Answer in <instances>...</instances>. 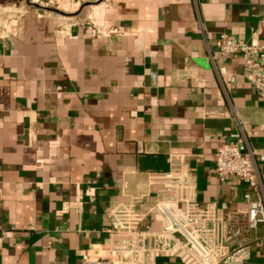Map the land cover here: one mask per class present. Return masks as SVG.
I'll return each mask as SVG.
<instances>
[{"label":"crops","instance_id":"crops-1","mask_svg":"<svg viewBox=\"0 0 264 264\" xmlns=\"http://www.w3.org/2000/svg\"><path fill=\"white\" fill-rule=\"evenodd\" d=\"M52 1L0 0V264L103 255L110 206L174 162L200 205L244 210L213 156L234 117L264 154V97L234 56L217 59L226 98L206 47L217 56L222 32L264 44V0ZM252 251L245 264H264V240Z\"/></svg>","mask_w":264,"mask_h":264},{"label":"built area","instance_id":"built-area-1","mask_svg":"<svg viewBox=\"0 0 264 264\" xmlns=\"http://www.w3.org/2000/svg\"><path fill=\"white\" fill-rule=\"evenodd\" d=\"M217 56L207 46L209 60L226 96L228 74L217 59H242L241 76L264 97V44L247 43L220 33ZM232 139H218L214 152L215 172L220 182L236 179L246 190L247 207L228 211L214 202L200 205L196 185L182 162L172 163L167 171L148 176L150 190L117 201L108 209L109 228L106 249L101 256L82 255V264H156L158 258L177 259L181 264H245L252 256L251 238L264 226V183L259 163L264 154L251 147L244 124L234 117Z\"/></svg>","mask_w":264,"mask_h":264},{"label":"rangeland","instance_id":"rangeland-1","mask_svg":"<svg viewBox=\"0 0 264 264\" xmlns=\"http://www.w3.org/2000/svg\"><path fill=\"white\" fill-rule=\"evenodd\" d=\"M35 3H37V4H42V5H46V6H54V1H52V2H47V4H46V2H45V0H33ZM47 1V0H46Z\"/></svg>","mask_w":264,"mask_h":264}]
</instances>
